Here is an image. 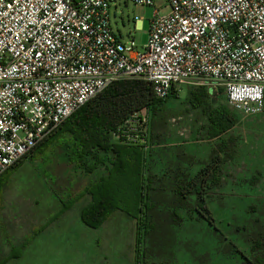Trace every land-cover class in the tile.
I'll list each match as a JSON object with an SVG mask.
<instances>
[{
  "label": "built area",
  "instance_id": "built-area-1",
  "mask_svg": "<svg viewBox=\"0 0 264 264\" xmlns=\"http://www.w3.org/2000/svg\"><path fill=\"white\" fill-rule=\"evenodd\" d=\"M131 2L155 8L142 51L113 31L118 0H0V176L123 79L150 83L158 100L221 88L233 111L264 114V0H166L164 16ZM129 125L115 139L143 146Z\"/></svg>",
  "mask_w": 264,
  "mask_h": 264
},
{
  "label": "rangeland",
  "instance_id": "rangeland-1",
  "mask_svg": "<svg viewBox=\"0 0 264 264\" xmlns=\"http://www.w3.org/2000/svg\"><path fill=\"white\" fill-rule=\"evenodd\" d=\"M153 1L161 16L170 12L166 0ZM154 11L153 7L136 6L131 0H118L117 9L111 10L113 31L117 35L121 33L124 40L132 33L142 51L149 39ZM136 18H143L138 30H135ZM189 87L200 88L179 87L178 94L166 99L159 111L151 116L149 111L140 115L138 122L127 126L126 132L143 140L141 145L146 147L151 162L154 155L169 160L177 155L181 163H190V169L193 166L191 173L216 152L222 161L206 195L217 218L216 224L220 220L229 222L234 232L237 225H249L256 219L264 222V114L243 117L228 106L239 116V122L221 139L211 140L206 134L208 127L202 109L188 99ZM209 90L214 95L215 89ZM139 123L141 127L147 125V130L139 127ZM149 130L153 140L148 137ZM31 155L0 181L2 245H8L6 238L12 237L14 241L27 238L32 228H35L33 233L39 232L32 236L22 257L9 264H241V257H231L224 243L215 246L216 237L208 235L198 220L188 222L189 212L179 209L177 186L170 185L168 180L186 171L185 165L179 166L185 170L173 172L167 178L163 177L168 174L166 171L153 174L151 198L160 210L159 216H154L158 228L141 239L139 260L136 222L125 213L117 212L98 229L82 223L80 212L84 205L74 202L71 196L84 190L90 182L89 176L74 169L53 146L43 147L29 158ZM64 204H70V210L61 214ZM172 208L178 209L181 219L172 218ZM47 222L48 227L40 230ZM242 234L237 231L235 240L225 232L229 242L233 240L235 245L239 241L236 248L246 252L247 232Z\"/></svg>",
  "mask_w": 264,
  "mask_h": 264
},
{
  "label": "trees",
  "instance_id": "trees-1",
  "mask_svg": "<svg viewBox=\"0 0 264 264\" xmlns=\"http://www.w3.org/2000/svg\"><path fill=\"white\" fill-rule=\"evenodd\" d=\"M188 89L189 101L202 109L209 139H221L224 134L236 127L240 118L228 107L221 88L215 89L214 95L205 87ZM177 94L178 89L174 88L169 97ZM222 99L224 103L221 102ZM164 101L166 100L156 98L153 87L144 80L117 81L81 107L51 136L10 169L18 166L30 154L32 155L29 158H32L41 148L53 146L60 151L65 160L74 165V169L92 176L80 194L71 196L76 203L87 200L80 212L82 223L89 228L98 229L117 212L125 213L136 222V256H139L140 260L141 239L145 235L150 236L155 228H158L154 216L155 214L159 216L160 211L151 198L154 177L151 156L144 146L130 145L124 140L118 141L114 135L129 123L138 122L136 119H139L143 110L147 109L150 116L152 112L159 111ZM141 128L147 130L148 126L143 125ZM199 129L196 132H199ZM148 134L149 139L153 140L154 136L150 130ZM221 161L222 157L213 152L211 158L199 165L197 171L191 173V169L187 168L180 175H176L175 179L168 180L170 185L177 186L175 190L180 196L179 209L189 212L188 222L198 220L200 227L206 230L208 235L213 234L216 237L215 246L224 243L229 248L231 257L235 255L241 257V264H264V222L256 219L255 223L249 225H237L234 232L229 222L220 220L219 225L216 224L217 218L213 215L206 195L208 187L214 184V174ZM9 170L0 176V181ZM182 177L185 181L180 183ZM1 189L2 187L0 191ZM172 209V218L174 216L181 219L178 209ZM68 210L70 204H64L61 214ZM48 225L49 222L40 230L46 229ZM33 231L35 228H32L27 238L19 241H14L12 237L6 238L7 246H3L1 242L4 239H0V264H9L22 257L32 236L39 233L38 230L35 233ZM226 231L233 235L235 240L237 231L243 234L247 232V253L236 248L239 241L235 245L233 240L229 242L225 235Z\"/></svg>",
  "mask_w": 264,
  "mask_h": 264
},
{
  "label": "crops",
  "instance_id": "crops-1",
  "mask_svg": "<svg viewBox=\"0 0 264 264\" xmlns=\"http://www.w3.org/2000/svg\"><path fill=\"white\" fill-rule=\"evenodd\" d=\"M143 21V20H142ZM142 21L140 22H135V30H138L141 28L142 26ZM121 37H123V39L125 38L121 33H120ZM152 167L155 168V171H153L154 174H159L158 171L163 174L164 171H166L168 174H163L165 176V178L171 176V174L173 172L179 171L180 169L185 170V168L183 166L179 167L180 165H185V167L189 168V164L188 163H181L179 161V159L175 156L174 159L169 160L167 157L166 158H162L159 155H154L152 158ZM199 169V165L196 167L197 171ZM153 170V169H152ZM191 170L193 171L194 168L193 166L191 167ZM90 177V181L92 176L91 175H87ZM86 199H84L83 201L79 202L78 204L80 205H85L86 204Z\"/></svg>",
  "mask_w": 264,
  "mask_h": 264
}]
</instances>
